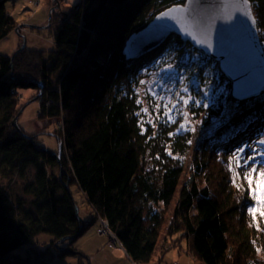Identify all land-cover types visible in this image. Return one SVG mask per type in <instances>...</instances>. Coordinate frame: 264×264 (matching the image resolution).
<instances>
[{
  "label": "trees",
  "instance_id": "1",
  "mask_svg": "<svg viewBox=\"0 0 264 264\" xmlns=\"http://www.w3.org/2000/svg\"><path fill=\"white\" fill-rule=\"evenodd\" d=\"M6 1L0 0V42L19 27ZM185 2L83 0L64 18H53L54 50L21 49V44L15 55L0 52V264H61L69 255L85 256L73 244L96 218L79 221L73 184L108 221L135 264L161 261L170 249H182L183 240L201 264H264V217L249 212L261 205L239 177L240 188L233 185L229 171V157L239 148L264 164L253 151L264 150L258 143L264 140V92L233 99L232 83L219 64L177 35L139 58L124 53L132 34ZM254 13L264 49V0H256ZM169 65L175 80L168 79ZM154 75L170 83L161 105L168 97L178 100V92L188 95L185 86L208 104H177L189 112L194 132L178 130L184 118L176 109V123L162 107L157 118L158 97L144 89ZM195 78L199 90L191 83ZM18 89L35 93L21 105L12 93ZM37 96L39 120L64 122V140L53 133L64 141L60 161L38 144V134L13 125ZM231 165L235 169V159ZM29 168L34 175L24 194L30 199L15 203L10 185L24 179ZM41 234L51 236L49 244H36Z\"/></svg>",
  "mask_w": 264,
  "mask_h": 264
},
{
  "label": "rangeland",
  "instance_id": "2",
  "mask_svg": "<svg viewBox=\"0 0 264 264\" xmlns=\"http://www.w3.org/2000/svg\"><path fill=\"white\" fill-rule=\"evenodd\" d=\"M82 1L83 0H7V10L15 18L19 27L17 28L18 32L17 29L16 31H12L0 42L1 54L5 56L15 55V53L20 50L19 47L21 44L22 46L25 44V47H27L29 50H40L46 52L54 50L56 46L52 32L50 30L53 18H64V14L67 11ZM182 5L185 6L186 2ZM49 25L50 27L48 28ZM148 25L146 27H148ZM217 63L220 66V63ZM162 78L160 75H154L144 85V89L148 90L154 97H160L163 94L162 90L171 89L169 88V81H163L161 80ZM12 93L18 95V101L22 105L28 102V100L33 97L35 92L32 89H18ZM39 96L35 97L33 101L29 103V106L25 108L24 114L20 120L18 117L15 118L17 119V124L18 126H21V128H23V130L29 135H33V133L39 134V131H45L39 134L37 140L38 144L44 149L54 152L58 151L60 145H62L63 150L64 141L59 143L57 136L52 134V129L54 128V130H56V128L60 126L62 130L59 131L62 133V138L64 140V130L62 128L64 122L63 120L41 121L38 119L39 106L36 100ZM26 111H29V113L25 114ZM37 120H39V122H37ZM28 125L30 126V129L28 128ZM24 127H27L28 130H25ZM247 156H251V153ZM191 159L192 156L189 157V161L186 166V175L189 174V170L191 169ZM251 166L252 165L250 164L249 167ZM56 169L58 170V168ZM236 170L240 172L244 171L243 169ZM33 175V168H29L24 179L16 178L15 181L10 185V193L15 203L20 199H30V197H27L24 194V186L27 181L33 179ZM186 175H184L183 180L185 179ZM240 180L248 185L246 180L239 178V181ZM71 192L79 207V214L82 220L96 218V221L92 226H89L87 230H85V232L73 244V247L80 250L85 256L81 257V255H69L65 259L59 260V262L61 264H135L128 257L125 251H123L121 248L115 249V245H113V241L110 239V237L103 234L99 235L100 233H97V229L101 227V220L105 219L98 215L89 205L85 195L79 189L77 184H73L71 186ZM172 208L173 207L171 206L169 210V216L172 212ZM166 223L164 227L166 226ZM164 227L159 239L155 257L159 256V249L161 248L165 238ZM36 241V244L38 245L49 244L51 241V236L48 234H41L37 237ZM181 247L182 249H180V247L170 249L164 255V258L161 261L155 258V260L150 264H201L200 261L187 250L186 241H182Z\"/></svg>",
  "mask_w": 264,
  "mask_h": 264
},
{
  "label": "snow or ice",
  "instance_id": "3",
  "mask_svg": "<svg viewBox=\"0 0 264 264\" xmlns=\"http://www.w3.org/2000/svg\"><path fill=\"white\" fill-rule=\"evenodd\" d=\"M187 4V7L169 9L162 15L171 20L178 21L181 26L177 31L182 32L183 35L198 43L204 48L205 52L212 47L210 40L215 31L217 21L221 22L222 28L243 26L246 24L254 32L259 33L262 31L254 13L256 0H187ZM225 4L229 6L225 8ZM183 59L188 60L189 56L186 55ZM191 59L195 61L198 58L192 57ZM168 72L170 73L168 79L175 80L177 78V72L173 70L171 65H169ZM234 74L237 77V83L233 93L236 99L243 100L246 97L254 95L256 88L250 79L248 64L246 62L241 63ZM205 75L207 76L208 74L205 73ZM141 83H144V81H141ZM191 83L199 90V78L193 79ZM182 92L188 95H180L178 92L176 94L178 100H173L171 97H168L167 100L169 102L163 103V105H161L160 101H164L166 98L163 96L158 97L154 102L153 111H156L157 118H159V110L162 107L163 115L168 117V120L172 123H176L173 118V110L180 111L184 122L179 124L178 130L194 132L196 129L191 126L192 121L189 120V112L177 108V104L182 102L183 106L187 108L189 105L199 107L203 102L195 99L189 93L187 86L182 88ZM204 95L207 96V92ZM137 103L141 104L142 101L138 100ZM203 107L207 108L208 104L203 103ZM143 111L147 114L149 109L145 108ZM196 123H199V121H196ZM188 142L191 143L190 140ZM258 143L264 144V140H259ZM253 151L259 152L260 157H264V150L254 149ZM169 154L171 155V153ZM233 159L236 161L235 169L231 165ZM257 161L258 157L255 154L252 156L245 155L244 148L237 149L233 156L229 157V171L232 172L233 185L239 189L240 185L236 184L237 178L246 180L248 184L247 191L261 205L260 208L255 206L249 208V212L254 218L257 213L261 217H264V164H260ZM250 164L252 165L251 167H249ZM236 169H243L244 171L240 172Z\"/></svg>",
  "mask_w": 264,
  "mask_h": 264
},
{
  "label": "water",
  "instance_id": "4",
  "mask_svg": "<svg viewBox=\"0 0 264 264\" xmlns=\"http://www.w3.org/2000/svg\"><path fill=\"white\" fill-rule=\"evenodd\" d=\"M187 6L188 4L186 0L185 6L177 5L168 8L158 14L148 27L140 32L132 34L126 41L124 47V53L127 58H139L159 48L171 35L176 34L185 42H190L196 47V49L220 63L222 72L229 79V81L232 82L231 92L234 99H236V97L233 93L237 83V77L234 73L243 62H246L249 66L250 79L256 88V92L251 97H246L243 100L238 101H246L258 97L262 92H264V49L262 47L259 34L248 28L246 24L243 26L222 28L221 22L217 21L215 31L210 40L212 47L205 52L204 48L198 43L183 35L182 32L177 31V29L181 26L178 21L171 20L162 15L169 9ZM228 6V4H225L224 7L227 8ZM49 27L50 25L48 28ZM24 47L25 44L22 48ZM40 84L42 85V83ZM13 125L15 127L18 126L17 119L13 121ZM61 151L62 145H60L58 153H55L58 157V161L61 160ZM76 215L79 221H82L78 206L76 207Z\"/></svg>",
  "mask_w": 264,
  "mask_h": 264
},
{
  "label": "built area",
  "instance_id": "5",
  "mask_svg": "<svg viewBox=\"0 0 264 264\" xmlns=\"http://www.w3.org/2000/svg\"><path fill=\"white\" fill-rule=\"evenodd\" d=\"M63 128V127H62ZM98 233L103 234V235H107L108 237H110V239L113 241V245H121V243L119 242V240L117 239L116 235L111 231L109 223L107 220H101V227L99 228Z\"/></svg>",
  "mask_w": 264,
  "mask_h": 264
},
{
  "label": "bare ground",
  "instance_id": "6",
  "mask_svg": "<svg viewBox=\"0 0 264 264\" xmlns=\"http://www.w3.org/2000/svg\"><path fill=\"white\" fill-rule=\"evenodd\" d=\"M66 2V1H65ZM72 9V8H71ZM20 32V31H19ZM140 32V31H139ZM259 34V33H258ZM173 35H176V34H173ZM172 36V35H171ZM178 36V35H177ZM180 37V36H179ZM181 38V37H180ZM169 39V38H168ZM182 39V38H181ZM183 40V39H182ZM184 41V40H183ZM185 42V41H184ZM190 43V42H189ZM191 44V43H190ZM194 48H196L193 44H191ZM232 83V82H231ZM19 94V93H18ZM231 94H232V92H231ZM18 96V95H17ZM233 97V96H232ZM29 113V111H26L25 112V114H28ZM37 122H39V120H37ZM53 127V126H52ZM16 128H21V126H17ZM28 128L30 129V126L28 125ZM28 128L27 127H24V129L25 130H28ZM21 129H23V128H21ZM45 129H46V127H45ZM53 131H52V134L54 133V132H57V133H59V134H61L62 135V133L59 131V130H62L61 129V127L60 126H58L57 128H56V130H54V128L52 129ZM43 132H45V131H39V134L40 133H43ZM34 134H38V133H33V135ZM38 134V135H39ZM58 151H54V153H57ZM61 153H62V151H61ZM79 208V207H78ZM98 231H99V229H97V233H98ZM99 235H101V234H99ZM118 245V244H117ZM115 245V249H119V248H121L123 251H125V249H124V247L123 246H120V245ZM126 252V251H125ZM127 254V253H126Z\"/></svg>",
  "mask_w": 264,
  "mask_h": 264
}]
</instances>
